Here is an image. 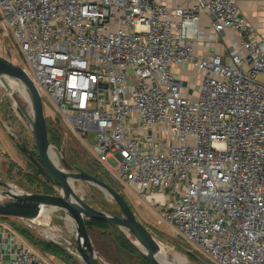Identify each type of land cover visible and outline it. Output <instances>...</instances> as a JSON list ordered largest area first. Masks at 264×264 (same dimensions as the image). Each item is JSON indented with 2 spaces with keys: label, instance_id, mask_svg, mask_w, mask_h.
I'll return each mask as SVG.
<instances>
[{
  "label": "built area",
  "instance_id": "built-area-1",
  "mask_svg": "<svg viewBox=\"0 0 264 264\" xmlns=\"http://www.w3.org/2000/svg\"><path fill=\"white\" fill-rule=\"evenodd\" d=\"M0 29L44 106L184 240L264 264V36L238 0H0ZM16 243L0 264H50Z\"/></svg>",
  "mask_w": 264,
  "mask_h": 264
},
{
  "label": "rangeland",
  "instance_id": "rangeland-1",
  "mask_svg": "<svg viewBox=\"0 0 264 264\" xmlns=\"http://www.w3.org/2000/svg\"><path fill=\"white\" fill-rule=\"evenodd\" d=\"M8 53L17 57L18 60L22 58L13 36L3 37L0 29V54L7 55ZM185 81L187 82V80ZM14 94L12 88L6 87L0 82V182L9 184V188L0 184V200L3 199L1 192L8 189L20 193H33L35 190L47 189L56 193L60 188L53 186L38 167H34L30 156L23 149V145H25L38 159L31 127L18 107L13 97ZM18 96L22 98L21 94ZM49 107L45 106V116L48 130L55 137L52 144L54 152L56 151L58 154L60 167H64L62 161L64 158L70 165L80 167L104 179L120 191L138 219L162 243L161 255L164 258L177 264H212L207 256L197 251L192 244L177 233L175 227L161 213L160 206L142 197L135 187L122 184L112 173L107 171V165L97 161L90 142L72 129L67 116L57 113L53 104L50 103ZM75 188L78 194L92 206L110 213H120L116 202L96 186L84 181H76ZM8 197L5 195L4 200L9 199ZM8 218L0 217V220L7 224L12 223ZM13 219L21 227H25L31 232L33 239H25V242L50 264H85L81 255L74 249L77 238L67 225L71 219L63 211L52 212L42 209L40 217L29 220L30 222L14 217ZM87 227L93 248L97 255L104 262L106 261L105 263L148 264L138 252L120 246L117 239L118 231H121L131 242L133 241L132 237H128L118 227L112 226L104 229L91 223L87 224ZM45 243L58 244L68 250L70 254H65V257L52 255L43 247Z\"/></svg>",
  "mask_w": 264,
  "mask_h": 264
},
{
  "label": "water",
  "instance_id": "water-1",
  "mask_svg": "<svg viewBox=\"0 0 264 264\" xmlns=\"http://www.w3.org/2000/svg\"><path fill=\"white\" fill-rule=\"evenodd\" d=\"M0 76L15 81L26 92L29 102L20 98L18 93L13 97L29 122L38 159L25 145L23 149L47 180L53 186L60 188L58 192L51 194L38 192L17 194L9 189L3 191L1 192L3 199L0 200V216L35 220L40 217L42 209L52 212L63 211L67 217L78 224L84 236L85 243L77 238L74 247L85 264H107L95 252L86 224V221L90 219L104 220L118 227L128 237L131 236V240L149 264H167L160 258L163 251L162 243L138 219L120 191L104 179L80 167L70 165L64 158L62 159L64 167H60L58 154L54 152V145L50 142L43 100L32 79L18 63L10 58L9 54L7 56L0 54ZM52 152H54L53 155ZM76 181L90 183L105 192L116 202L120 213H110L92 206L76 191ZM0 184L9 188L6 182H0ZM5 195L9 196V199L4 200Z\"/></svg>",
  "mask_w": 264,
  "mask_h": 264
},
{
  "label": "crops",
  "instance_id": "crops-1",
  "mask_svg": "<svg viewBox=\"0 0 264 264\" xmlns=\"http://www.w3.org/2000/svg\"><path fill=\"white\" fill-rule=\"evenodd\" d=\"M181 1L182 0H172L174 4ZM238 4L246 19L255 27H257L258 33L261 36H264V0H238ZM9 218L11 219L9 222H12L10 224L0 220V227H2V229H0V247L7 258L9 257L10 253L17 248V239L25 241L13 226L17 224L19 225V223H16L13 217ZM10 238H12V240ZM41 257L44 259L43 256Z\"/></svg>",
  "mask_w": 264,
  "mask_h": 264
},
{
  "label": "trees",
  "instance_id": "trees-1",
  "mask_svg": "<svg viewBox=\"0 0 264 264\" xmlns=\"http://www.w3.org/2000/svg\"><path fill=\"white\" fill-rule=\"evenodd\" d=\"M49 137H50V142L54 143L55 137L53 136V133H51V131H49ZM32 161V160H31ZM33 162V161H32ZM34 167H37L35 165V163L33 162ZM35 192L38 193H52V191H49L47 189L44 190H35ZM1 218H7L5 216H0ZM93 224L96 225L99 228H109L112 227V225H110L109 223H107L104 220H100V219H90V221H86V224ZM15 230L22 236V238L25 240H32L33 239V235L31 234V232L26 229L25 227H21V225H13ZM119 232V236H118V242L120 244V246H122L125 249H130L134 252H138L141 257L143 258V260H145V262L148 263V261H146V259L143 257V255L140 253V251L138 250V248L133 244V242H131L121 231ZM25 240V241H26ZM24 241V242H25ZM26 243V242H25ZM27 244V243H26ZM47 251H49V253H52L54 255L60 256V257H65L66 255L70 254V252L68 250H66L64 247L58 245V244H53V243H45L43 246ZM33 249V248H32ZM44 249V250H45ZM34 250V249H33ZM35 251V250H34ZM36 252V251H35ZM37 253V252H36ZM38 254V253H37ZM66 254V255H65ZM69 257V256H68ZM69 259V258H68ZM149 264V263H148Z\"/></svg>",
  "mask_w": 264,
  "mask_h": 264
},
{
  "label": "bare ground",
  "instance_id": "bare-ground-1",
  "mask_svg": "<svg viewBox=\"0 0 264 264\" xmlns=\"http://www.w3.org/2000/svg\"><path fill=\"white\" fill-rule=\"evenodd\" d=\"M0 82L3 83L6 87H9V88H12V90L14 91V93H18V94H21L22 98L26 101H28V97H27V94L26 92L24 91V89L19 86L15 81L11 80V79H8L6 77H3V76H0ZM29 102V101H28ZM29 104V103H28ZM54 152H52V155H53ZM14 192V191H12ZM14 193H17V194H20V192H14ZM67 225H69L71 231L73 230L74 232V236L76 238H79L81 240L82 243H85V239H84V236L83 234L81 233L80 229L78 228V224L76 222H74L73 220H69L67 222ZM131 237V236H130ZM74 246V245H73ZM75 249V248H74ZM76 250V249H75ZM78 252V251H77ZM79 253V252H78ZM80 254V253H79ZM162 259V261H164L165 263L167 264H177L171 260H168L166 258H164L162 255L160 257ZM106 262V261H105ZM110 263V262H109Z\"/></svg>",
  "mask_w": 264,
  "mask_h": 264
}]
</instances>
